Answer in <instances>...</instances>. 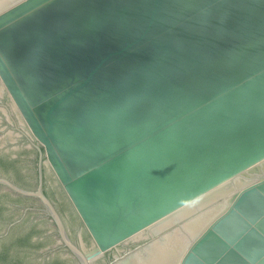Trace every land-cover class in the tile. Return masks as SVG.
<instances>
[{"label": "water", "instance_id": "95a60500", "mask_svg": "<svg viewBox=\"0 0 264 264\" xmlns=\"http://www.w3.org/2000/svg\"><path fill=\"white\" fill-rule=\"evenodd\" d=\"M0 95L93 239L83 264L146 231L120 264H264V0H0ZM0 148L23 149L2 114ZM0 185L76 250L41 188ZM23 223L47 249L48 220Z\"/></svg>", "mask_w": 264, "mask_h": 264}, {"label": "flooded vegetation", "instance_id": "af4514ba", "mask_svg": "<svg viewBox=\"0 0 264 264\" xmlns=\"http://www.w3.org/2000/svg\"><path fill=\"white\" fill-rule=\"evenodd\" d=\"M0 114L8 123V128L14 131L17 138L23 142V149L20 153L6 152L0 148V165L16 177L13 179L0 175V178L8 180L15 187L26 192H37L41 188L57 212L65 236L77 250L73 249L64 239L57 220L40 198L24 196L8 186L0 185L4 188L2 192L4 200L16 203L23 210L21 215L15 216L5 213V207L0 205V223L7 225L5 230H0V264H33L30 259L23 256L24 252H37L41 257L38 264H83L80 255L86 258V255L93 250V239L61 183L50 175L53 170L46 164V158L41 159V151L38 147L42 150L43 148L26 130L23 120L1 95ZM26 160L36 163L35 175L21 170V164H25ZM30 212L41 214L42 219L49 222L48 228L42 235L50 240V244L47 249L41 251L42 253L39 252L41 242L34 239V236L39 235L41 231L23 223ZM155 239L149 231H146L89 261V264H120L135 255H143L145 249Z\"/></svg>", "mask_w": 264, "mask_h": 264}]
</instances>
